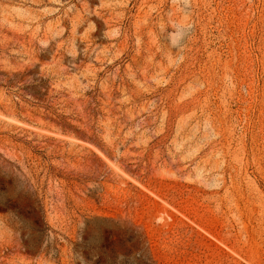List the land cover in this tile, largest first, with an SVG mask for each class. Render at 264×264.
Masks as SVG:
<instances>
[{"label": "rangeland", "instance_id": "1", "mask_svg": "<svg viewBox=\"0 0 264 264\" xmlns=\"http://www.w3.org/2000/svg\"><path fill=\"white\" fill-rule=\"evenodd\" d=\"M0 264H264V0H0Z\"/></svg>", "mask_w": 264, "mask_h": 264}]
</instances>
